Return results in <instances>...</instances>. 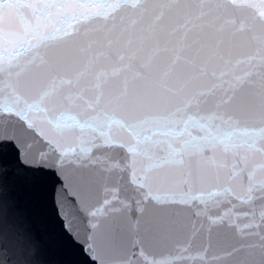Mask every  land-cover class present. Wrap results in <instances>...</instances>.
Instances as JSON below:
<instances>
[{
  "label": "snow or ice",
  "instance_id": "1",
  "mask_svg": "<svg viewBox=\"0 0 264 264\" xmlns=\"http://www.w3.org/2000/svg\"><path fill=\"white\" fill-rule=\"evenodd\" d=\"M0 264H264V0H0Z\"/></svg>",
  "mask_w": 264,
  "mask_h": 264
},
{
  "label": "water",
  "instance_id": "2",
  "mask_svg": "<svg viewBox=\"0 0 264 264\" xmlns=\"http://www.w3.org/2000/svg\"><path fill=\"white\" fill-rule=\"evenodd\" d=\"M35 228L38 230V231H40V230H42V228H43V222L41 221V220H37L36 222H35Z\"/></svg>",
  "mask_w": 264,
  "mask_h": 264
}]
</instances>
